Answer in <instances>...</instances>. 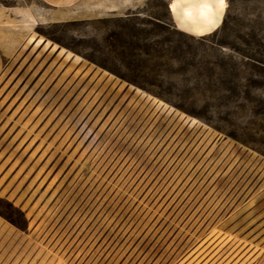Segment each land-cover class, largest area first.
<instances>
[{
	"label": "rangeland",
	"instance_id": "obj_1",
	"mask_svg": "<svg viewBox=\"0 0 264 264\" xmlns=\"http://www.w3.org/2000/svg\"><path fill=\"white\" fill-rule=\"evenodd\" d=\"M170 1L0 0V264H264V0Z\"/></svg>",
	"mask_w": 264,
	"mask_h": 264
},
{
	"label": "bare ground",
	"instance_id": "obj_2",
	"mask_svg": "<svg viewBox=\"0 0 264 264\" xmlns=\"http://www.w3.org/2000/svg\"><path fill=\"white\" fill-rule=\"evenodd\" d=\"M178 1H172L170 3L169 11L172 14L178 13ZM221 10H227L229 8L228 1L224 0L223 5H219ZM219 8L215 9L211 4L204 1L198 8L188 7L185 8L183 11V20H189L190 22L194 23V30L193 34L196 37H204L207 36L210 33V30L213 28L215 29V32L220 30V26H215V15L220 10ZM224 13V12H223ZM175 22V21H174ZM222 22V21H221ZM202 25V26H200ZM184 24L180 23L179 26H177V29L184 32Z\"/></svg>",
	"mask_w": 264,
	"mask_h": 264
},
{
	"label": "crops",
	"instance_id": "obj_3",
	"mask_svg": "<svg viewBox=\"0 0 264 264\" xmlns=\"http://www.w3.org/2000/svg\"><path fill=\"white\" fill-rule=\"evenodd\" d=\"M46 1L48 4L54 6V7H71L75 4H77L79 2V0H44ZM172 1H178L179 2V6H178V13L177 14H171L172 18H173V21H175V25L176 27L179 26L180 23H183L184 24V33H188V34H193V30H194V23L190 22L189 20H183L182 17H183V11L185 8H188V7H193V8H198L204 1L208 2L209 4H211L215 9L219 8V3H218V0H171L169 2V5L168 7L170 6V3ZM228 10V9H227ZM227 10H219L218 13L215 15V26H220V29L223 25V22L225 20V16L227 14ZM112 11H116V10H112ZM224 12V13H223ZM222 21V22H221ZM202 26V25H200ZM217 32V31H216ZM210 33L209 35H212L215 33V29L213 28L212 30H210ZM207 35V36H209ZM194 36V35H193ZM196 37V36H195ZM206 37V36H204ZM31 36L28 38L27 40V44H29V40H30ZM199 38H203V37H199ZM33 44V43H32ZM1 54H0V63H1Z\"/></svg>",
	"mask_w": 264,
	"mask_h": 264
},
{
	"label": "snow or ice",
	"instance_id": "obj_4",
	"mask_svg": "<svg viewBox=\"0 0 264 264\" xmlns=\"http://www.w3.org/2000/svg\"><path fill=\"white\" fill-rule=\"evenodd\" d=\"M218 3L223 5L224 4V0H218Z\"/></svg>",
	"mask_w": 264,
	"mask_h": 264
}]
</instances>
